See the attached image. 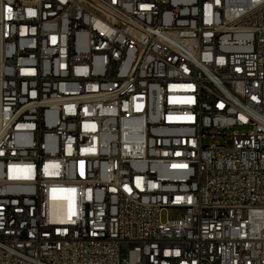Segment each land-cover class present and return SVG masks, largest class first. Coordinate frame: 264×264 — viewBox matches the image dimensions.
<instances>
[{"label":"built area","instance_id":"obj_1","mask_svg":"<svg viewBox=\"0 0 264 264\" xmlns=\"http://www.w3.org/2000/svg\"><path fill=\"white\" fill-rule=\"evenodd\" d=\"M0 126V264H264V0H0Z\"/></svg>","mask_w":264,"mask_h":264},{"label":"bare ground","instance_id":"obj_2","mask_svg":"<svg viewBox=\"0 0 264 264\" xmlns=\"http://www.w3.org/2000/svg\"><path fill=\"white\" fill-rule=\"evenodd\" d=\"M0 133H5V126H0ZM44 235V226H37L36 237H43ZM53 241L56 243H64V236L61 233L53 234Z\"/></svg>","mask_w":264,"mask_h":264},{"label":"rangeland","instance_id":"obj_3","mask_svg":"<svg viewBox=\"0 0 264 264\" xmlns=\"http://www.w3.org/2000/svg\"><path fill=\"white\" fill-rule=\"evenodd\" d=\"M164 216L168 219H177L179 216V212L174 209H168L165 213Z\"/></svg>","mask_w":264,"mask_h":264}]
</instances>
